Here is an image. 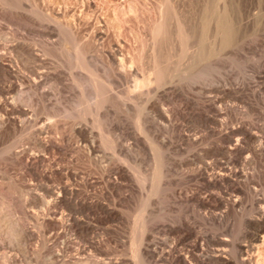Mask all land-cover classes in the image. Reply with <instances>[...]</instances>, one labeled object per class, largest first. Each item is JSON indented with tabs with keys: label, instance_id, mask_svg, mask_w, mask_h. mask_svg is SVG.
Listing matches in <instances>:
<instances>
[{
	"label": "rangeland",
	"instance_id": "obj_1",
	"mask_svg": "<svg viewBox=\"0 0 264 264\" xmlns=\"http://www.w3.org/2000/svg\"><path fill=\"white\" fill-rule=\"evenodd\" d=\"M64 2H77L75 10L82 5L80 0ZM204 2L184 0L179 6L185 25L192 31L197 30L195 33L199 31L196 13H200ZM91 3L94 10L91 17L87 15L81 20L82 27L97 29L96 19L106 25L103 38L96 42L97 51L92 56L87 55L94 67L87 65L85 69L72 65L63 47L69 42L65 44V39H57L52 25L22 10L0 9V54L14 64L15 70L10 75L0 71V100L16 103L20 111L22 108L18 116L16 112L5 114L4 109L2 112L0 109V264H140L132 250L131 233L137 210L143 204L144 213L151 214L153 239L160 248L167 247L173 235L159 227L161 216L185 215L190 207L175 201L172 188L188 190L198 184L189 175L194 165L183 163L178 167L176 164L177 158H186L190 150L179 138L204 132L198 120L189 118L187 113L208 104L216 94L215 88H224L229 94L222 100V106L228 110L222 116L227 125L243 123L264 136V0H228L229 10L236 20L235 42L211 51L208 60L193 75L183 71L185 59L177 60V57L187 44L189 47L197 39L181 42L175 38L171 26L173 35L157 39L156 47L151 46L160 55V63L168 66L162 72L164 84L158 87L156 82L152 85L145 82L142 88L138 82L147 76L151 63L138 55L148 41L145 32L153 16L150 11L153 0H91ZM135 5L147 10L140 7L145 13L140 11L139 17L138 12L137 15L131 11L136 9ZM105 19L116 26L114 28L119 26V39L123 43L120 50L127 51L122 52L125 56L123 70L109 60L104 50L116 41L113 33L116 29ZM151 47L148 53H152ZM131 54L138 62L133 64ZM10 81H14L15 88L4 89ZM97 82L103 83L106 94L88 103L91 87ZM99 98L103 99L102 103ZM80 101L84 106L91 104L89 114L82 112L81 116L77 111L82 106ZM151 102L157 109L150 107ZM228 106L233 107V111ZM107 135L113 146H106L102 140ZM38 139L53 140L55 145L41 146ZM210 158L206 157L209 161ZM156 163L163 164L169 182H166L169 190L163 201L158 195L147 199L144 195L152 188L149 177ZM72 171H76V176L67 174ZM176 171L182 173L179 181ZM142 177L146 180L140 182ZM261 181L264 183V178ZM62 183L74 186L84 197L103 201L116 215L109 218L100 209L87 212L75 210L66 202L51 203L54 195L47 192L46 186L57 187ZM49 214L60 215L65 226L46 227L42 220ZM70 217L91 224L93 229L86 232L72 226L71 221H67ZM236 222L234 230L237 231L242 226ZM22 228L29 234L16 235L15 231ZM239 238H243V233ZM47 245L54 249L53 256L47 251ZM260 248L264 252V246Z\"/></svg>",
	"mask_w": 264,
	"mask_h": 264
},
{
	"label": "bare ground",
	"instance_id": "obj_2",
	"mask_svg": "<svg viewBox=\"0 0 264 264\" xmlns=\"http://www.w3.org/2000/svg\"><path fill=\"white\" fill-rule=\"evenodd\" d=\"M183 1L184 0H153V4L150 6V11L153 16L150 18L151 20H149L150 22H148V26L146 25L147 29L145 32L148 44H146L147 42L145 43L142 54H139L140 51L139 53L137 52L139 54L138 56L142 55L141 57L150 61H148V63H151V67L148 66L149 70L147 71V76L139 80V88H142L145 82L151 85L156 82L158 87L159 85L162 86V84H164L162 72L165 71L168 66L160 63L158 59L160 58V55H157L152 47H156L154 44L157 39L161 40L169 36L172 32L170 30L171 26H173L172 33L175 34V38L179 40L181 39V42L187 41L188 39H193L192 41L197 39L196 42L189 47H187V44L185 48L182 47L184 49L180 48L182 51L180 52L179 50L180 53L177 57V60L185 59L184 61L182 60L183 63L182 61L181 63L183 64V71L188 75H193L194 72L200 69L202 64H205L203 62L206 59L208 60V55L211 51L216 50L218 47L223 48L232 45L233 42H235L234 33L235 30L237 31V27H235L236 20L229 10L230 7L228 0H205L200 9V13H196L198 14V26L195 25V27L197 26V28H199V31L196 33L195 31L197 30L192 31L187 28L189 25H185L184 18L179 12V6ZM46 2H49V4ZM80 2L82 4H80L81 8L77 6V10H75L77 2L71 4L64 2V0H0V9H11V11L17 9L22 10L31 14V17L32 15L35 16L42 23L44 22L49 26L52 25L50 27H52L51 29H53L54 32L56 31L57 39H65V41H63L65 44L69 42V44L67 43V48L65 46L63 47L68 52V56L70 55L69 57L71 58L72 65L76 68L85 69L87 65L90 67L92 65L91 63H93L91 60L88 61L89 59L87 58V55H93L92 53L96 50V42L104 36L103 29L106 24L102 20L96 19V24H98L97 29L89 30L88 28L82 27L83 24H81V20L85 19L84 17L87 15L91 17L90 15H92L91 13L94 9L92 10L91 8V0H80ZM140 7L142 6L135 5L136 9H132V13L137 14V12L139 13L140 11L144 12L147 10H145L144 7L141 8L144 11L139 10ZM15 14H13V16ZM137 15H134L133 17H137ZM111 20L109 22H111ZM84 21L85 20H83V22ZM107 24L109 23L107 22ZM110 26L111 28L113 27V29H116L114 28L116 26ZM50 30L48 31L50 32ZM118 30L119 26H117V29L113 32L114 40L116 41L109 45L107 43L109 48L106 45L107 48L104 50H106V55L109 60L115 64L119 70H123L125 56L123 57V51L121 52L120 50L122 42L119 39L121 33H119ZM5 38H7V36ZM82 39L86 41L83 40L82 42ZM150 47L153 49L152 53L151 51L148 53ZM124 52L126 53L127 51ZM135 55L136 54L134 53V56ZM131 56H133V54H131ZM134 56L131 60L136 58ZM7 59L8 58H6L4 54H0V71H4L6 74L10 75L15 71L12 66L14 64H10V62L8 63ZM137 59L140 60V58ZM128 62L131 61L128 60ZM136 62L138 61L136 60ZM136 62L134 61L133 64ZM92 66L94 67V65ZM130 70L134 71V68L130 66ZM91 74H93V72ZM91 76L93 77L94 75ZM90 82L92 83V79ZM98 83L100 82H97L93 87L90 86L93 90L91 89L92 92L89 95L88 103L94 100V98L97 100L98 97L101 98L106 94L103 88L104 85L103 87L101 85L103 83H100L99 85ZM15 86L14 81H10L4 89H14ZM213 91H215L216 94H214V96L212 95L213 97L209 100L208 104L196 111L193 110L192 112H188L186 110L189 118H193V120L196 119V121L198 120L197 122L202 125L204 132L199 135L184 134L179 138L180 143L188 144V150H190L186 158H177L178 161L177 163L175 161V163L178 167L183 165V163H188L192 166L194 165V168L192 167L191 171H189V175L196 179L198 184L196 183L193 188L188 190L183 187L172 189L175 201L184 202L185 204L187 203L190 207L188 206L189 209L186 208L187 213L185 215L177 217L161 216L162 221L160 220L161 222L158 224L159 227H161L165 233L173 235L172 240L170 243L168 242L169 244L167 247L162 248L159 247L155 238L153 239L151 233L153 228V224L151 225V214L144 213L146 212L144 204L139 207L136 214L138 217L137 219L135 217L136 221L131 236L132 250L140 264H160V262H166L167 264H264V252L263 250L261 251L260 248L261 246H264V183L261 181V179L264 178V136L258 135L243 123L230 122L229 125H227L228 122L222 117L225 114V110H227V108L223 107L222 100L225 99L224 97L228 94V91L224 88H215ZM105 97L106 96L103 98ZM100 98L99 102L102 103L103 99L100 100ZM86 101H84V103ZM15 104L16 103L13 104L10 101L0 100L1 112L2 109H4L5 114H12L14 112L17 114L18 111L21 112L22 108L20 111ZM81 105L82 106L77 109V111L81 112L80 115L83 116L82 112L89 114V106L91 104H86L84 106L81 103ZM150 107L157 109L154 102L150 103ZM230 108L229 110L233 111V107L230 106ZM77 111L74 113H77ZM64 112L66 113V111ZM159 113L165 114L164 111H159ZM25 114L23 113V115ZM18 115L19 114H17V116ZM11 120L12 119H10V121ZM97 124L99 125L100 123ZM80 129L78 130L80 131ZM104 138H102V140L105 141L106 146H113V141H110L108 135ZM38 144L41 146H46L48 144L55 145L53 140H51V142H47L46 140L45 142L39 139ZM158 148H160V146ZM208 156H211L210 161L206 159ZM162 165L163 164L160 163L155 165V169L153 168L154 170L150 177L145 175V178H150L152 186L150 191H147V193L145 192L146 194H144L146 195V199L152 195H158L160 200L163 201L167 197V189L169 190L167 183L169 182L166 181L167 173ZM74 172L76 173V171H72V173L67 174L76 176L74 175ZM115 172H117V170ZM175 173L179 176V181L182 173H180V171H176ZM187 174L188 172L186 175ZM98 176L99 175H97V177ZM145 178L142 177L140 182L146 180ZM115 180L113 181L116 182L117 180ZM73 187L74 186L67 185V183L59 184L57 187L50 185L46 186L47 192L51 196L54 195V198L51 199V203L66 202L75 210L79 208L87 212L100 209L101 212L104 213V216L106 215V217L109 218H113L116 215L114 210L103 201L84 197V195H81ZM47 204H50V201H47ZM54 214H49L47 218H43L44 220H42L45 226L51 229L55 227L58 228V226L64 224V220L62 222L59 217L60 215L56 217ZM67 221H71L72 226H77L86 232L93 229L91 224L79 221L77 217L67 218ZM236 221H239L240 226H242L239 230L237 229L238 232L236 229L234 230V227L238 224ZM64 226L65 224L63 227ZM15 233L16 235H28L29 231L22 228L21 231L17 230ZM240 233H243L244 239L239 238ZM240 237L242 236L240 235ZM46 249L51 256L54 255V249L50 245H47Z\"/></svg>",
	"mask_w": 264,
	"mask_h": 264
}]
</instances>
